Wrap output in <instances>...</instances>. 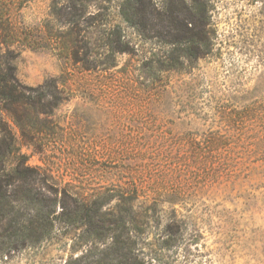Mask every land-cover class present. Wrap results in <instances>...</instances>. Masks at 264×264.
<instances>
[{"label": "rangeland", "instance_id": "rangeland-1", "mask_svg": "<svg viewBox=\"0 0 264 264\" xmlns=\"http://www.w3.org/2000/svg\"><path fill=\"white\" fill-rule=\"evenodd\" d=\"M188 1L0 0L25 102L0 105L7 169L22 156L33 194L76 211L0 264H116L126 239L150 264H264V0H200L193 60Z\"/></svg>", "mask_w": 264, "mask_h": 264}, {"label": "trees", "instance_id": "trees-1", "mask_svg": "<svg viewBox=\"0 0 264 264\" xmlns=\"http://www.w3.org/2000/svg\"><path fill=\"white\" fill-rule=\"evenodd\" d=\"M206 8L205 2L200 0H189L185 7L190 28H186L184 47L178 48V51L188 60L204 55L207 48L206 33L202 29L207 18ZM171 67L174 66H160L158 71ZM12 71L11 67H4L0 63V105L2 111L8 113L13 111L14 104H25L19 91L21 87ZM51 83L52 80L46 82L44 87L48 89ZM14 147L13 136L0 120V261H8L11 252L17 249L36 248L49 242L56 225L70 223L76 213L70 211L64 214L62 210L61 217L55 215L56 200L51 194H41L40 197L33 194L32 187L35 184L31 174L35 172L25 166L22 156L15 157V166L7 169L8 158L15 151ZM39 181L43 183V179ZM79 208L80 220L88 223L92 217L91 210L86 205ZM158 245L159 250H167L170 246L167 240H162ZM121 248L116 264H150L152 261L151 258L146 259L147 255L143 252L135 253L128 239Z\"/></svg>", "mask_w": 264, "mask_h": 264}]
</instances>
